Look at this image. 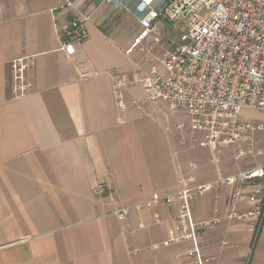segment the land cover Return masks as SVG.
Here are the masks:
<instances>
[{
	"label": "crops",
	"instance_id": "crops-1",
	"mask_svg": "<svg viewBox=\"0 0 264 264\" xmlns=\"http://www.w3.org/2000/svg\"><path fill=\"white\" fill-rule=\"evenodd\" d=\"M139 10L135 0H0V264H191L189 241L165 245L178 203L154 198L189 176L207 185L264 165V126L246 138L263 158L233 167L229 150L212 161L199 134L179 132L163 103L141 102L163 48L147 39L126 53ZM85 17L87 37L67 58L58 35ZM22 57L30 89L13 98L10 64ZM115 76L133 84L118 90ZM230 193L213 185L194 195V220L224 218ZM119 209L128 210L123 220ZM199 244L213 264H264V227L253 244L245 224L225 221Z\"/></svg>",
	"mask_w": 264,
	"mask_h": 264
},
{
	"label": "built area",
	"instance_id": "built-area-1",
	"mask_svg": "<svg viewBox=\"0 0 264 264\" xmlns=\"http://www.w3.org/2000/svg\"><path fill=\"white\" fill-rule=\"evenodd\" d=\"M103 1L112 6L119 4V0ZM135 1L140 9L141 30L126 53L131 54L147 39L162 46L164 38L173 37L174 43L142 80L145 87L141 102H161L171 110L184 111L188 124L177 125L176 129L199 134L212 155L244 142L250 132L261 131L263 126L243 118L242 112H264V0ZM87 19L68 21L59 33L61 50L67 58H73L85 41ZM10 65L12 96L19 98L30 89V58H19ZM114 82L118 90L133 84L125 76H115ZM116 99L118 108L124 110L121 92ZM247 153L239 148L236 159ZM192 183L189 176L175 194L154 198L167 206L178 203L175 234L165 245L189 241L186 257L191 264H213V259L202 255L199 240L225 221L245 224L255 243L264 227V165L219 176L213 184ZM213 185L231 189L227 214L196 222L191 199ZM106 191L104 185L93 188L96 197ZM242 204L248 209L241 211ZM127 214L126 209L115 212L121 220Z\"/></svg>",
	"mask_w": 264,
	"mask_h": 264
},
{
	"label": "rangeland",
	"instance_id": "rangeland-1",
	"mask_svg": "<svg viewBox=\"0 0 264 264\" xmlns=\"http://www.w3.org/2000/svg\"><path fill=\"white\" fill-rule=\"evenodd\" d=\"M169 39H170L169 43H166L165 40H163V44H162V46H160L161 48H163V51L172 48L174 43H173V40L171 41V39H173V37H171ZM162 53H163L162 51L159 52V54L151 60V67L158 64V62H159V60H160V58L162 56ZM165 107H166V111L168 112V114L170 116L171 121H173L174 124L183 125L184 127L187 126V124H188V116H187V114L184 111L179 110V109L171 110L167 106H165ZM242 117L252 121L255 124L264 126V113L263 112H255V111L244 110L242 112ZM194 135H196V134H194ZM196 137H198V136H196ZM192 139H193V137L191 138V142L193 143ZM239 148H242V150H244L246 153L251 150L249 145L247 144V141L245 140L244 142H241L237 146H231L229 148L221 150L220 153H216L214 155L209 153V157H210V159H212V161H214L224 151L229 150L230 151L229 154L234 156L233 159H232L233 167H237V166L243 165L244 163H249V162L252 163V162H254L256 160H260V159L263 158V157H259L261 155L259 154V150L258 149H256V148L253 149L252 148V150L249 153H247L244 157H242V158L237 160L236 159V155L239 152ZM260 151H262V153H263L262 149H260ZM201 157L204 159V157H206V155H201ZM234 158H235V160H234ZM191 164L192 163H190V165ZM190 168H193V167H190Z\"/></svg>",
	"mask_w": 264,
	"mask_h": 264
}]
</instances>
